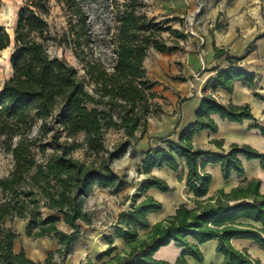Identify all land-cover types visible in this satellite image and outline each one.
Wrapping results in <instances>:
<instances>
[{"label": "trees", "instance_id": "1", "mask_svg": "<svg viewBox=\"0 0 264 264\" xmlns=\"http://www.w3.org/2000/svg\"><path fill=\"white\" fill-rule=\"evenodd\" d=\"M53 1L62 4L68 14V28H63L60 35L53 32L48 21ZM123 1L116 14L118 26L110 70L100 59L90 58L86 53V49L91 50L92 41L83 0H28L17 14L13 36L0 27V52L12 43L15 49L10 60L13 74L0 91V149L13 161L9 175L0 179V264H66L83 234L82 225H93L94 219L85 208L86 198L96 186L115 193L127 186L126 179L114 170L113 162L129 150L134 155L138 135L144 134L149 118L161 113L159 100L166 99L155 90L158 83L149 78L145 69L148 51L182 50L179 40H185L186 34L169 26L184 19H150L141 12L140 0ZM166 32L174 37L172 46L163 37ZM52 44L71 49L83 65L84 75L67 61L51 56ZM225 52L215 48V58ZM247 54L248 51L242 57L229 55L228 60L238 64ZM237 81L250 87L256 85L255 76L230 67L218 70L214 87L232 93ZM213 115L240 124L255 120L247 104L223 105L213 97H206L196 113V122L175 141L161 139L168 148L145 151L146 158L139 167V172L148 176L154 168L161 167L177 172L183 160L188 169L186 186L194 194L197 207L191 209L181 204L173 215L151 225L148 215L160 211L162 204L153 197H145L131 211L118 216L115 237L126 242L127 249L114 255L117 251L114 239L107 238L110 246L98 257V262L110 258L103 264H188L186 256L203 262L200 246L217 240V252L224 256L222 264H262L247 251L236 250L231 243L235 238L248 239L264 251L261 181L251 180L229 193L219 190L215 197L201 200L212 183L211 175L204 172L209 164H220L225 180L233 173L245 175L241 157L259 160L264 170V152L249 145L233 144L223 153L195 147V134L218 131ZM38 125L40 134L32 137ZM109 130L125 134L124 141L111 149L106 145ZM49 135V142L43 143ZM62 137L69 141L61 142ZM79 137H83L82 142ZM213 143L219 147L224 144ZM49 147H54L52 153H48ZM78 150L85 151L86 160L75 156ZM151 188L165 193L173 191L166 181L149 176L135 201ZM44 209L60 217L52 214L45 217ZM14 219L28 223L25 234L29 239L57 240L59 248L49 251L42 262L29 258L24 250L15 252L20 235L6 227ZM60 222L71 232L62 231L58 227ZM141 231L148 233L140 235ZM173 242L183 249L182 256L175 263L157 260L155 253Z\"/></svg>", "mask_w": 264, "mask_h": 264}, {"label": "crops", "instance_id": "2", "mask_svg": "<svg viewBox=\"0 0 264 264\" xmlns=\"http://www.w3.org/2000/svg\"><path fill=\"white\" fill-rule=\"evenodd\" d=\"M156 4L157 14L176 16L185 20L186 39L179 40L182 50L166 53L157 51V77H155L158 83L157 92L166 100L160 103L162 108L160 115L157 118H149L146 131L143 135H138V140L133 145L134 155L132 150H129L113 162V168L120 177L128 174L131 180L135 179L136 192L142 188L149 176L166 181L173 191L165 193L155 188L147 190L141 199L135 204L132 203L130 208L117 211L116 219L109 227L100 225L94 229L97 225L95 219L90 226L93 229L91 228L90 232L86 231L85 237L83 232L66 264H70L71 261L76 262L75 264L85 263L88 260L96 262L98 257L109 248L110 245L106 239L110 237L114 239L113 245L117 247L114 255L123 253L127 249V243L115 237L118 216L131 211L147 196L153 197L162 204L160 211L148 215L151 225L173 215L181 204H186L191 209L197 207L194 194L186 186L188 169L183 160H180V168L177 172L161 167L154 168L148 176L139 172V167L146 158L145 151L168 148V144L161 139L175 141L196 122V113L206 97H213L223 105L247 104L251 107L255 120H245L240 124L213 115L219 127L218 131L204 130L195 134L193 137L195 147L213 153H223L228 152L233 144H246L264 152V135L262 134L264 130V0H157ZM215 48L225 49L226 52L216 59ZM247 51L246 58L238 64H231L228 60L229 55L242 57ZM144 66L148 70L146 62ZM230 67H236L255 76L256 85L250 87L243 81H237L232 93L222 88H215L218 70ZM147 73L151 76V71ZM209 82L211 84L207 88ZM213 141H223L224 144L219 147ZM241 159L245 167V175L239 176L233 173L228 180L223 178L220 164H209L205 167L204 172L211 175L212 183L207 196L201 200L215 197L219 190L229 193L232 189L254 179L261 181V193H264V170L261 162L248 161L243 157ZM116 168H119L121 172H118ZM137 193L141 195L140 192ZM106 207L110 210L115 209L113 199L107 200ZM51 214L60 217L54 213ZM23 222L27 224L26 221ZM60 223L64 225V228L60 227ZM60 223L58 227L62 231L71 232L64 222ZM26 228L25 225L24 231L17 232L20 238L15 242V252L24 250L29 258L44 261L49 252L45 248V242L50 238L38 239L35 240L36 243H32L25 235ZM83 228H89V226ZM147 233L148 231H141L140 235ZM189 241L197 244L192 239ZM231 243L236 250L247 251L251 257L264 264V251L254 241L235 238ZM218 245L217 240H212L200 246L204 255L203 262H198L189 256L185 259L188 264H222L224 256L217 252ZM182 253L183 249L173 242L159 249L155 253V258L175 263ZM109 260L110 258H106L99 264Z\"/></svg>", "mask_w": 264, "mask_h": 264}, {"label": "rangeland", "instance_id": "3", "mask_svg": "<svg viewBox=\"0 0 264 264\" xmlns=\"http://www.w3.org/2000/svg\"><path fill=\"white\" fill-rule=\"evenodd\" d=\"M28 0H0V27H3L13 36L12 28L15 24L16 17L20 9ZM143 4L141 12L148 15L150 19L162 20L164 18H171L176 16H164L163 14H157V0H140ZM124 3L123 0H83V4L86 7L87 13L89 15L90 21V31H91V50L86 49L88 57H94L100 59L103 65L107 69H111L114 61V39L117 31L118 22L116 21V14L118 7ZM117 7V8H116ZM50 25L52 26L53 32L56 34H61L63 28H68V14L67 10L62 4L53 1V9L51 15L48 18ZM173 29L179 28L181 31L186 30L185 20L184 22H174L169 25ZM175 27V28H174ZM177 30V29H175ZM163 37L168 46L173 45L174 37L170 33H163ZM180 47V46H179ZM14 44L0 52V91L3 83L8 80L12 74L13 70L11 67V56L14 54ZM49 52L51 56L58 57L67 61L70 65L74 66L80 75H84L83 65L76 59L74 53L71 49L67 48L65 45L52 44L49 47ZM148 71H151V76L149 78L154 82H157L155 77H157V50L151 48L148 51L147 58L145 59ZM157 91V86L155 87ZM166 100V99H165ZM165 100H159V103L165 102ZM160 114L156 115L159 116ZM147 129V128H146ZM146 131V130H145ZM40 134L39 125L35 127L32 137H37ZM50 135L44 138L43 143H48ZM125 134L122 131L109 130L106 132V145L108 148H113L116 144L124 141ZM69 141L65 137L61 138V142ZM78 141H83V137H79ZM54 147H49L48 153H52ZM75 156L80 160H86V155L84 150H78ZM39 160H42L41 155L38 156ZM13 168V161L10 155L6 154L0 149V179L5 178L9 175ZM118 169V172L121 170ZM135 173H137L135 171ZM124 174V173H123ZM136 175V174H135ZM122 178L127 181V187L120 191L118 195L109 190L99 187H95L93 192L86 198V211L92 215L93 219L97 221L98 226L102 225L104 227L111 226L116 219L117 211L126 210L132 206V203H136V197L139 195L135 189V179L131 180L128 174H124ZM134 192H132V190ZM112 195V197H111ZM113 199V204L115 209H107V200ZM1 201V193H0ZM106 202V203H105ZM43 215L45 217L51 216L47 210H43ZM94 222V221H93ZM100 222V223H99ZM28 224V223H27ZM23 221L19 219H14L13 221H8L6 223L7 228H12L16 233L24 231L25 225ZM60 227L64 228V225L60 223ZM85 227V226H82ZM92 227L83 228L84 237L85 232H90ZM26 232V231H25ZM26 235V234H25ZM32 243H36L35 240L29 239ZM23 246V243H22ZM45 248L49 251H56L59 248V243L53 239L45 242ZM48 253V252H47ZM90 261V260H88ZM86 261L84 264H87ZM76 262L71 261L70 264H75ZM99 264L100 262H93Z\"/></svg>", "mask_w": 264, "mask_h": 264}, {"label": "built area", "instance_id": "4", "mask_svg": "<svg viewBox=\"0 0 264 264\" xmlns=\"http://www.w3.org/2000/svg\"><path fill=\"white\" fill-rule=\"evenodd\" d=\"M263 60H264V55H263Z\"/></svg>", "mask_w": 264, "mask_h": 264}]
</instances>
